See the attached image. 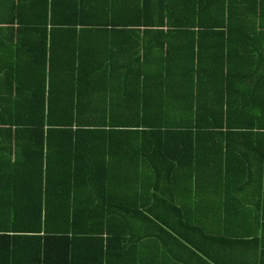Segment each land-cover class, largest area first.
<instances>
[{
  "label": "trees",
  "instance_id": "trees-1",
  "mask_svg": "<svg viewBox=\"0 0 264 264\" xmlns=\"http://www.w3.org/2000/svg\"><path fill=\"white\" fill-rule=\"evenodd\" d=\"M254 168L264 0H0V264H237Z\"/></svg>",
  "mask_w": 264,
  "mask_h": 264
},
{
  "label": "crops",
  "instance_id": "crops-1",
  "mask_svg": "<svg viewBox=\"0 0 264 264\" xmlns=\"http://www.w3.org/2000/svg\"><path fill=\"white\" fill-rule=\"evenodd\" d=\"M128 28L132 27H105V30H103V35H99L97 41L98 43H101V46H105L103 42L105 40H107V42L111 44L122 43L121 40L125 38L124 33H126ZM205 37L206 36H202L201 42H204ZM187 38L189 40H193L194 36L192 38L190 36H187ZM116 40L119 41L116 42ZM130 40L131 38H128V41L124 40L123 42H127L130 47ZM121 76L125 77L124 75ZM128 79L131 78L128 77ZM119 88H121V85L115 84V89ZM248 172L249 173L244 174L242 179L244 186L242 187L241 192L246 196H243L241 204H243L244 202V204H247L248 207L251 208L247 212V217L244 218L243 223L246 225L248 232L252 231V235L248 237H242L243 242L239 244L240 246L236 245L235 248L233 247L234 250L230 249V251H222L221 256H218V258L222 259L224 262L229 263L264 264V212H260V208L264 207V168H254L252 170H248ZM222 174L225 173L222 171Z\"/></svg>",
  "mask_w": 264,
  "mask_h": 264
}]
</instances>
